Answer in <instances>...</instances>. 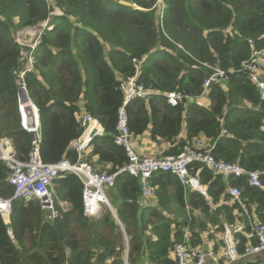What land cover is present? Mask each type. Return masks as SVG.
<instances>
[{
	"label": "trees",
	"instance_id": "obj_1",
	"mask_svg": "<svg viewBox=\"0 0 264 264\" xmlns=\"http://www.w3.org/2000/svg\"><path fill=\"white\" fill-rule=\"evenodd\" d=\"M122 1L0 0V139L11 140L18 159L27 158L34 135L21 126L23 82L37 109L42 161H76L71 142L82 132L85 111L102 133L90 138L84 160L95 172L115 173L106 188L113 212L104 205L98 215H85L83 185L71 172L52 181L54 217L36 198L13 199L9 221L0 214V264H177V242L200 250L206 233L216 251L224 221L247 229L251 220L264 221V100L242 68L254 49L264 59V0ZM45 19L52 26L42 30L32 69L21 78L26 61L16 31ZM211 66L227 77L210 83L205 106L199 95ZM135 73L155 92L125 105L131 138L148 132L154 143L168 145L161 156L176 155L194 138L206 139L214 159L260 171L261 186L249 185L245 175L225 179L193 162L189 172L206 197L174 173L156 170L147 179L153 194L141 203L139 177L120 171L127 157L115 142L123 100L119 82ZM171 90L190 98L172 106L163 94ZM8 173L0 160L4 197L13 193ZM232 185L243 205L231 201ZM234 237L241 253L249 240L243 233Z\"/></svg>",
	"mask_w": 264,
	"mask_h": 264
},
{
	"label": "built area",
	"instance_id": "obj_2",
	"mask_svg": "<svg viewBox=\"0 0 264 264\" xmlns=\"http://www.w3.org/2000/svg\"><path fill=\"white\" fill-rule=\"evenodd\" d=\"M39 23H42L40 26L41 31L32 42L23 40L16 33V40L23 46L20 58L26 61V66L20 71L21 78L27 71L32 69L34 60L33 51L39 42V36L42 30L44 28H51L52 26L49 25V19H45ZM211 68L213 71L203 81L199 98L207 95L211 82L225 81L227 77V71H224L218 66H211ZM242 68L247 71L248 76L256 85L260 99L264 100V78L260 76L264 72V59L261 57V51L254 49L249 58L242 62ZM228 72H231V70H228ZM119 87L123 93V100L118 109L115 142L123 145L127 157V162L120 168V171H127L139 177L141 203L145 204L153 194V189L147 179L156 170L174 173L183 185L198 190L206 197L207 192L205 187L196 176L189 172V165L193 162L202 164L225 179L230 175H245L249 185L255 187L261 186L260 171L247 170L235 162L214 159L210 154V144L201 138H194L192 141L185 143L182 150L176 155L161 156L154 152H150L149 154L137 153L134 150L132 138L126 125L124 107L130 99L136 97L146 100L155 91L145 88L139 83L136 78V73L120 80ZM19 88H22L26 92L23 82ZM163 94L168 104L172 106L184 99L190 98L189 95L181 90H171ZM18 107L21 126L33 132L34 136L31 141V149L25 160L18 159L15 156L10 139H0V160L7 166L9 171L7 181L13 186V193L10 197L0 195V214L4 220L6 222L9 221L8 217L11 212V202L13 199L28 200L36 198L40 203L41 209L47 211L49 217H54L56 215V209L51 189L52 181L63 172H71L80 179L83 185L82 206L85 215L96 216L100 213L104 205L108 207L110 202L106 194V188L113 184L115 173L108 174L104 171L95 172L92 166L84 160V153L88 141L93 135L102 133L99 122L89 113L82 111L79 120L82 132L77 139L71 142V146L77 154L76 161L70 162L68 159H61L57 162L47 163L42 161L38 150V136L36 133L38 128V115L36 107L32 104L31 107L26 108L19 103ZM223 111H226V106L223 107ZM30 123H33V126L30 127L27 125ZM222 132H225V130L223 129ZM227 192L231 201H238L240 205H243L239 199L240 190L237 186H229ZM60 205L63 206L64 203L60 202ZM223 228L224 230L221 234L222 254L225 258V263L223 264H230L241 256L254 254L261 255L264 260V221L257 219L251 220L249 221L248 229L244 223L224 221ZM236 233H243L249 240L241 253L237 249V241L234 237ZM185 235H188L186 229ZM251 239L255 241L254 244L250 242ZM206 254L204 251L191 247L185 241L175 243L172 249V255L177 260V264H205ZM124 264H127L126 260Z\"/></svg>",
	"mask_w": 264,
	"mask_h": 264
},
{
	"label": "crops",
	"instance_id": "obj_3",
	"mask_svg": "<svg viewBox=\"0 0 264 264\" xmlns=\"http://www.w3.org/2000/svg\"><path fill=\"white\" fill-rule=\"evenodd\" d=\"M260 76L264 78V72H262ZM199 99L206 100L207 101L206 103H208V105L210 103L207 95L202 96ZM208 105H205V106H208ZM99 126L100 128H102L100 124ZM132 144H133L134 150L139 154L147 153V152H154L156 154H161L162 151L168 147V145L165 143H162V144L154 143L152 140H150L148 132H144L141 135L133 137ZM215 237L217 240L219 237V234H216ZM202 239L204 241L203 242L204 245L201 247L200 250L207 253L206 258H205V264L225 263V258L223 257V254H222L223 247L221 245V242L220 243L218 242V247H217V250L215 251L213 250V246L215 243L214 240L208 239L206 236V233L202 234ZM254 262H257V264H264V260L262 259V256L259 254L241 256L239 259H237L236 261L230 264H252Z\"/></svg>",
	"mask_w": 264,
	"mask_h": 264
},
{
	"label": "rangeland",
	"instance_id": "obj_4",
	"mask_svg": "<svg viewBox=\"0 0 264 264\" xmlns=\"http://www.w3.org/2000/svg\"><path fill=\"white\" fill-rule=\"evenodd\" d=\"M119 2V0H116ZM41 24L39 23L38 25L32 26V27H25L22 28L21 30H17L16 33H18V36L21 37L23 40L25 41H29L32 42L36 36L38 35V33L41 31ZM20 32V34H19ZM199 101L205 105H208V103H206V100H201L199 99ZM206 141V140H205ZM150 152H147L146 154H149Z\"/></svg>",
	"mask_w": 264,
	"mask_h": 264
},
{
	"label": "water",
	"instance_id": "obj_5",
	"mask_svg": "<svg viewBox=\"0 0 264 264\" xmlns=\"http://www.w3.org/2000/svg\"><path fill=\"white\" fill-rule=\"evenodd\" d=\"M120 3L126 4V2L119 0ZM18 99H19V104L28 108L32 106V103L30 102V99L28 98V95L25 91L22 90V88L18 89ZM28 126H33V123L27 124ZM108 208L113 212L112 206L109 204ZM127 243V242H126ZM126 254H127V249H126ZM126 260V259H125ZM127 262V260H126Z\"/></svg>",
	"mask_w": 264,
	"mask_h": 264
}]
</instances>
